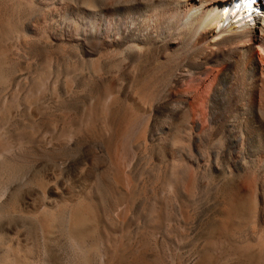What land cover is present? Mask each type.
Segmentation results:
<instances>
[{"label": "bare ground", "instance_id": "1", "mask_svg": "<svg viewBox=\"0 0 264 264\" xmlns=\"http://www.w3.org/2000/svg\"><path fill=\"white\" fill-rule=\"evenodd\" d=\"M21 6L41 12L34 28L14 15ZM29 31L79 49L80 65L50 62L30 79V93L49 96L36 115L39 141L94 133L102 148L79 180L45 183L50 196L33 214L43 239L67 237L82 263L98 238L105 264L126 254L127 264H145L150 242L167 245L175 264H264V148L245 154L264 147V0H15L0 17V42ZM109 50L120 63L101 61ZM9 71L0 55V215L22 170L12 141L23 132L5 124L15 103ZM148 143L154 154L135 167L132 148Z\"/></svg>", "mask_w": 264, "mask_h": 264}, {"label": "rangeland", "instance_id": "2", "mask_svg": "<svg viewBox=\"0 0 264 264\" xmlns=\"http://www.w3.org/2000/svg\"><path fill=\"white\" fill-rule=\"evenodd\" d=\"M14 4L15 0H0V17L9 15L13 11ZM14 15L21 18L22 26L32 28L42 18V14L38 10L33 11L23 6ZM12 39L7 43L0 42V55L6 59L8 68H10L9 73L13 76L10 86L5 91L13 99L11 101L15 102L10 104L7 115L10 114L11 118L7 116L8 122L5 124L8 126L7 128L11 129V132H9L11 135L13 132H23L21 135H17L19 141L15 138L13 141L10 139L12 143H15L16 152L15 155L14 152L12 155L20 168H22L20 174L22 179L19 177V180L16 179L10 183L9 190L5 196L6 199H4L5 207L9 211L5 212V209L4 213L1 212L2 214L0 215V255L8 252L9 257L12 259V264H105L102 246L98 238H95V240L90 239L86 247L97 243L100 250L96 248V251H91L89 262L86 263L83 260L84 262L82 263L80 261L82 258L79 259L77 248L72 245L67 237L51 234L48 238L43 239L38 224L33 217L45 197L50 196L49 190L53 185L47 187L45 185L47 181L53 180L55 177L58 185L67 187L68 184L80 179L81 175L78 173L80 169L84 168L88 171L92 167L96 154L102 151L99 142L100 137L94 133H90L88 136L77 135L73 138H62L56 145L41 143L38 129L36 128L38 127L39 115H36L40 106L45 107L49 101V96L44 92H42L43 94L41 92L37 94L32 92L34 93L32 94L27 89L29 82L31 83L30 79H36L41 68L46 65H80L77 57L79 49L60 45L56 41L47 40L33 33L30 34V31L23 33L22 39L18 43L15 38ZM102 55L101 61L109 65L120 63L122 59L118 54H115L114 50L104 51ZM95 58L91 57L93 61ZM128 64L130 63H124L123 70L130 69ZM112 76L120 78L121 74L114 72ZM128 85L127 82L123 84L121 100L125 97V90L129 89ZM78 86L76 83L73 84L74 91L78 90ZM208 86L209 81L197 88L194 96H197L201 92L200 90ZM38 94L39 96H37ZM30 97L34 98L31 99ZM28 98H30V101ZM79 98L81 99V101L79 99V102L84 104L83 94H80ZM26 105L28 106L26 107ZM30 134L29 138H33L32 135H34L33 139L25 138V136L27 137ZM47 139L48 137L45 140L47 141ZM17 142L18 144H16ZM251 145L253 146V143ZM251 145L249 144L248 151L245 153L247 157L249 156L248 158H250V152L253 153L254 151L259 157H262L264 147L262 145L252 147ZM154 149V145L150 143L147 144L146 150L139 147L132 148L134 166H141L146 161L147 152L149 155L151 153L154 154ZM95 173L101 175L102 168H97ZM41 181L43 182L41 183ZM105 206H108L106 201ZM109 209L113 212L114 207L112 206ZM105 216H107V213ZM186 232L187 230L184 229V234ZM113 234L118 237V233L114 232ZM190 234L192 235V232L188 231V237L184 238V241L186 240L184 242L185 252L189 249ZM114 241L119 244L121 239L116 238ZM158 247L160 246L150 242L142 251L138 262L143 258L145 264H175V260L171 257V250L168 249L167 245L161 247L162 250ZM127 258L128 254L118 259L119 264H127Z\"/></svg>", "mask_w": 264, "mask_h": 264}]
</instances>
